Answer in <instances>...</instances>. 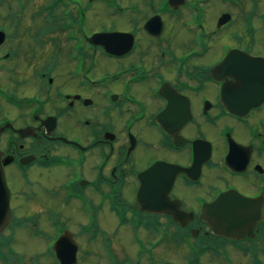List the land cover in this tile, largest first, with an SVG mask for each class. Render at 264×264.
<instances>
[{
	"label": "flooded vegetation",
	"instance_id": "obj_1",
	"mask_svg": "<svg viewBox=\"0 0 264 264\" xmlns=\"http://www.w3.org/2000/svg\"><path fill=\"white\" fill-rule=\"evenodd\" d=\"M262 7L0 0V264H264V94L211 71L264 58ZM228 193L247 227L212 226Z\"/></svg>",
	"mask_w": 264,
	"mask_h": 264
},
{
	"label": "water",
	"instance_id": "obj_2",
	"mask_svg": "<svg viewBox=\"0 0 264 264\" xmlns=\"http://www.w3.org/2000/svg\"><path fill=\"white\" fill-rule=\"evenodd\" d=\"M101 37L102 36H98L97 38L98 43L101 42L102 40ZM234 58H235V52H232L220 65L214 67L211 71H219V69L223 70L224 68H229L230 66L232 68L239 69L233 74V76L238 80V82H241L240 87L243 88L241 93L242 95L244 94L243 98L245 97V99H247L248 102L246 103V105L244 104L242 106L230 105V109L240 110L244 108H250L252 101L254 100L252 97L255 94L256 95L264 94V86L263 88L260 89L255 88V77H257L256 71H264V59L254 58L247 54L242 55L241 58L237 57L233 62ZM251 201L252 200L244 198L239 194L228 193L222 195L214 204L210 206V209L216 210L219 207L223 206L224 204H228V203H232L235 206V209L233 210L229 209L230 213L225 212L224 214L220 215L218 218L213 219L211 221L212 226L217 228L247 227L248 225H245V223L248 220H250L249 211L252 206ZM11 219H12V214L10 209V190L7 186L5 171L1 164V158H0V234H2L4 230L8 227ZM234 236H238V235H233V237Z\"/></svg>",
	"mask_w": 264,
	"mask_h": 264
},
{
	"label": "rangeland",
	"instance_id": "obj_3",
	"mask_svg": "<svg viewBox=\"0 0 264 264\" xmlns=\"http://www.w3.org/2000/svg\"><path fill=\"white\" fill-rule=\"evenodd\" d=\"M142 1H143V0H142ZM259 1H260V4L263 6L262 9L264 10V0H259ZM225 9H227V8H225ZM179 28L181 29L182 32H184V29H183L182 27H179ZM184 40H185V39H183V41H184ZM62 67H64V66H61V67H60V70H61ZM104 70H105L104 67H101V68L98 69V71H104ZM61 71H63V70H61ZM66 71H67V70H66ZM105 71H106V70H105ZM31 244H33V243H31ZM34 244H35V243H34ZM176 258H178V257H176Z\"/></svg>",
	"mask_w": 264,
	"mask_h": 264
}]
</instances>
